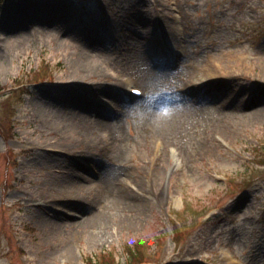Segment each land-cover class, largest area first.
I'll return each mask as SVG.
<instances>
[{
    "label": "rangeland",
    "instance_id": "obj_1",
    "mask_svg": "<svg viewBox=\"0 0 264 264\" xmlns=\"http://www.w3.org/2000/svg\"><path fill=\"white\" fill-rule=\"evenodd\" d=\"M125 83L185 108L137 124ZM138 247L136 264H264V0H0V264Z\"/></svg>",
    "mask_w": 264,
    "mask_h": 264
},
{
    "label": "clouds",
    "instance_id": "obj_2",
    "mask_svg": "<svg viewBox=\"0 0 264 264\" xmlns=\"http://www.w3.org/2000/svg\"><path fill=\"white\" fill-rule=\"evenodd\" d=\"M136 92L138 98L127 105V111L128 116L137 124H162L185 108L186 98L177 87H158ZM162 98H167V102H162Z\"/></svg>",
    "mask_w": 264,
    "mask_h": 264
},
{
    "label": "bare ground",
    "instance_id": "obj_3",
    "mask_svg": "<svg viewBox=\"0 0 264 264\" xmlns=\"http://www.w3.org/2000/svg\"><path fill=\"white\" fill-rule=\"evenodd\" d=\"M152 52H154V51H151V53ZM154 55H156V53H153ZM150 56V55H149ZM149 58H154L152 55H151V57H149ZM130 83H127V84H125V86H128ZM131 89V88H130ZM70 93H67L66 94V96L68 97V98H73V97H75V99H76V97L79 99V100H81V94H80V92H78L75 88H74V90H70L69 91ZM72 96V97H71ZM81 97V98H80ZM83 103H85L86 104V107L87 106H89L88 104H87V101H83ZM83 109H85L84 107H83ZM100 109V110H99ZM99 109L98 110H91V112L93 113V116L97 119V120H100L101 119V117H104L106 114H105V112L103 111V106L102 107H100L99 106ZM172 155L173 156H175V154H174V152H172ZM129 186V185H128ZM127 186V187H128ZM122 187H125V188H127L126 186H122ZM121 187V188H122ZM86 188V186H84V187H82L81 188V190L80 191H75V193L77 194L76 195V197L75 198H71V195H66L65 197H68L67 198V200H68V203H71L72 205H76V204H78V202L79 201H81L82 200V198H83V194L82 193H89V189H85ZM131 188V187H130ZM147 192V191H146ZM73 195V194H72ZM130 195H132V194H128V192L126 191V190H123V189H121L120 191H119V193H117L116 194V196H114V198H113V202L115 201L117 204H123L124 203V200H128V204H130V201H134V202H136V198L135 197H133V196H131L130 198H129V196ZM137 195L140 197V198H138V199H140V200H143V199H146V197L143 195L142 197L137 193ZM70 197V198H69ZM142 198V199H141ZM72 200V201H71ZM70 201V202H69ZM74 201V202H73ZM145 201V200H144ZM143 202V201H142ZM142 202H139L140 204L142 203ZM109 208L108 209H110L111 207L110 206H108ZM105 210H103V211H99V213L97 212V214L98 215H96V219H93V213H88V216H89V218H91V220H93L92 222H96L97 220H100V218H101V216L102 215H105V214H102V212L103 213H105L104 212ZM86 218V217H85ZM85 218H84V220H85ZM89 218H87V219H89Z\"/></svg>",
    "mask_w": 264,
    "mask_h": 264
},
{
    "label": "trees",
    "instance_id": "obj_4",
    "mask_svg": "<svg viewBox=\"0 0 264 264\" xmlns=\"http://www.w3.org/2000/svg\"><path fill=\"white\" fill-rule=\"evenodd\" d=\"M41 70H43V69L41 68ZM35 73H36L35 77L33 78L34 80H40L41 78H48L49 77V76H47L49 74V72H47V74H45L42 77L40 76L39 73H37V72H35ZM14 101H16V98ZM13 108H14V105L10 109V115H13ZM180 234L181 233H176L175 235H180ZM175 240H178V237H175ZM129 252H130V260H131L130 263L136 264L137 262L141 263V262L145 261L143 259V258H145V254L143 253L142 247L141 248L138 247L137 249H132ZM114 258H116V257L115 256L114 257H108L107 258L108 263L103 260L100 264H117L116 262H114L115 261Z\"/></svg>",
    "mask_w": 264,
    "mask_h": 264
}]
</instances>
